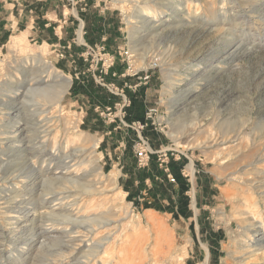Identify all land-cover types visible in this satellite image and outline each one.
<instances>
[{
    "label": "rangeland",
    "instance_id": "rangeland-1",
    "mask_svg": "<svg viewBox=\"0 0 264 264\" xmlns=\"http://www.w3.org/2000/svg\"><path fill=\"white\" fill-rule=\"evenodd\" d=\"M188 1L184 5L200 15L186 21L178 9L182 0H0V148L7 145L5 131L11 117L7 113L23 106L22 116L27 117L26 106L17 105L22 100L13 98V91L20 92L19 98L30 83L39 85L42 76L48 84L61 80L39 59L43 54L45 61L71 79L56 114L58 165L67 162L90 190L83 192L68 184L65 201L73 202L56 211L68 208L75 216L102 214L118 220L93 234L86 232L87 244L110 229L126 231L113 249L107 246L98 258L129 256L136 239L144 237L147 264H154V257L158 264H202L207 253L209 264H264V0ZM221 6L229 14H219ZM143 9L155 12L157 21L141 18ZM33 18L37 28L47 19L55 27L64 22L61 38L57 39L53 27H45V34L21 33L25 22L31 27ZM10 25L15 26L14 32L7 30ZM84 31L91 40L106 35L102 41L117 56L129 49L136 69L148 68L153 59L158 62L147 84L126 87L124 93L131 99L134 117L145 119L150 108L158 109L141 134L157 150L156 160L165 151L174 153L176 160L184 159L176 178L159 165L167 176L156 173V186L152 180L142 183L140 175L155 170L153 165L148 169L153 156L148 166L140 167L134 154L140 133L133 130L134 148L130 142L123 148L118 143L121 132L132 129L119 127L118 111L102 107L122 100V63L119 60L111 77H106L107 85L99 83L78 58ZM15 39L20 45L12 44ZM36 76V82L29 81ZM10 96L12 103L3 102ZM114 126L118 128L113 130ZM44 174L43 169L32 172L38 177L33 202L42 203L51 185L42 180ZM180 176L188 182L187 204L179 197ZM15 214L0 206V264H77L82 260L88 245L57 258V250L68 239L65 224H60L61 238L53 239L43 230L41 218L18 225L14 218H6ZM156 229H165L174 244L157 240ZM21 247L26 248L19 257Z\"/></svg>",
    "mask_w": 264,
    "mask_h": 264
},
{
    "label": "bare ground",
    "instance_id": "bare-ground-1",
    "mask_svg": "<svg viewBox=\"0 0 264 264\" xmlns=\"http://www.w3.org/2000/svg\"><path fill=\"white\" fill-rule=\"evenodd\" d=\"M182 1L183 2L181 5H179L178 9L181 12V15L184 16V19L186 21L191 18H197L200 15L199 11L196 13H192L191 8L187 4L186 6L184 5V2L188 0ZM218 1L224 2V4H226L227 2L226 0ZM230 10L232 11L234 9ZM228 11V8L221 6L220 12L218 11V13H223L227 15L229 14ZM215 12L216 10L213 11V14H215ZM253 12L255 11L253 10ZM140 17L147 21H150L151 23L156 22L158 19L157 14L150 9L141 10ZM132 23L133 21L129 20V24L132 25ZM132 29L133 28L131 26V28L129 29L131 38L134 37L135 33L132 32ZM12 44L14 46H18L20 45V42L19 40L15 39L13 40ZM38 57L40 60L43 61V64L45 63L47 69H50V74L54 75L56 78L60 77L61 80L55 84H48V79L44 78L45 76H42L39 79L42 80L39 85H35L36 83H30V86L28 85L29 88H27L26 92L22 95V97L19 98L17 97L19 96L17 93L19 91H17L16 93L13 91L14 96L12 97L15 99L22 100L21 102H18L17 105H20V103H22L26 106L27 119L25 118V120L22 116V111L20 109L23 107L22 105V107L19 106L18 111H16L15 113H7V115H11V117L7 121L5 131V133L7 134V137L5 136L7 142L5 143L7 145L6 148H0V206L2 205V209H4L6 213L11 212L12 214L13 212L16 214L14 216H8L6 218H14L13 220H16L17 223H21L23 220L26 219L30 222H33L41 218L40 220H42L44 227L43 230H45L46 233H49V236L53 239L61 238L58 234V231L62 230L60 229V224H65L63 227L65 232H63L67 234L66 236L68 237V239L65 241L66 244L64 248H60L59 250L56 249L58 255L57 258L59 260L66 256V254L76 252L77 247L88 245L86 251L81 256L82 260H80L77 264H88L89 261L91 263V261L93 260L94 264H147V252L146 247L144 246V237L140 238L139 240L136 239L135 246L131 248L130 254H128L129 256L124 255V257H120V255H111V257L109 258L103 256H100L101 258H98L100 252H106L105 248L107 246L110 245L109 249H113L115 245L119 243L118 241L121 239V237L126 234L125 229H110V231L108 230L109 232H104V235L101 236V238L93 240L92 243H86L88 239H86V232H88V234H93L100 228L106 229L108 228V226H113L114 224H117L118 220H114L111 217H107L102 214L75 216L74 213L67 211L68 208L63 211L60 210L61 212L56 211V209L60 207L64 209V205H68L66 207H69L73 202L65 201L68 197V195L65 194L66 192H69L67 191V189H70L68 184L80 187L83 192H90V190L89 188H86L84 184H82L83 182L80 183L78 181L80 177H78L77 174L73 173V171L70 169V166L67 165V162L62 161L64 162V165L61 166L63 163L60 166L58 165V159L60 157L61 151L58 147L57 134L55 130V125L58 121V115L56 114L59 112V106L62 103L63 97L66 94L69 86L71 85V79L63 71L59 70L53 64L49 63V61H45L43 54ZM44 72L47 71L44 70ZM37 76L33 78H38ZM32 79L28 80L30 82L37 81V79ZM42 83H44V85H42ZM7 93H9V91ZM12 97L10 96L8 100H3V102L7 104L12 103ZM14 101L16 102V100ZM65 155H67L66 151ZM10 164H17L18 168H15L13 165L9 169H6V167ZM39 169L46 170L47 172L46 175L44 174L45 178H42V180L47 183H51L48 190H46L44 193L42 192V203L33 202L34 200L32 197L34 191H36L35 188L37 185L38 177L34 178L31 175L34 170L37 171ZM59 181H61V185L58 187L56 184ZM60 187H62L61 191L58 190ZM8 193L10 196L8 195ZM11 201L12 206H10ZM27 206L31 207L28 212H24ZM70 208H73V205ZM29 214H32L31 218L26 217ZM151 223H153V221ZM261 225L263 224L261 223ZM132 226L133 225H131V227ZM134 229L135 228H133V230ZM156 233H158L157 240L163 239L166 244H174L172 237L170 236L168 238V236H166L165 229H162L161 232L160 229H156ZM262 233L264 235V228ZM75 234L77 236H74ZM25 248L26 247H21L19 249V257L24 254ZM205 248L208 250L206 245ZM154 260V264H158L155 257ZM208 260L209 253H207V256L202 264H209ZM16 264H19V262H17Z\"/></svg>",
    "mask_w": 264,
    "mask_h": 264
},
{
    "label": "built area",
    "instance_id": "built-area-1",
    "mask_svg": "<svg viewBox=\"0 0 264 264\" xmlns=\"http://www.w3.org/2000/svg\"><path fill=\"white\" fill-rule=\"evenodd\" d=\"M85 50L81 54L82 59L87 64V70L89 72H93L94 78L101 84L107 85L106 77L112 73V69L116 66V63L120 60L123 68L119 73L125 79L123 83L124 86L121 89V97L122 100L120 102L115 103L114 106L108 105L105 107V111H111L115 109L118 111L117 116H120L119 127L131 128L132 130H137L140 134L135 143V152L137 157V164L140 167H145L149 165L150 159L153 155H156L157 150H154L150 145L149 139L144 137L141 134V131L149 126L150 119L153 118V114L157 111V108H150L148 112H146L145 119L143 120H133L127 121L128 109L131 106V99L127 97L124 93V88L129 87L132 89L137 88L138 86H142L147 84L152 77V69L159 67L158 62L153 59L148 68L145 69H136L133 65V57L131 56V52L129 49H125L120 53V56H117L116 53L112 52L108 49L104 42L96 43V44H87L84 43ZM61 56H64L62 53ZM116 75V73H114ZM133 77L137 80L136 83H131L128 78ZM115 120V119H113ZM174 156V153L171 155L168 154L167 151L161 152L157 155V160L159 162L160 167L163 170L169 172V161L171 157ZM170 177V172L168 173Z\"/></svg>",
    "mask_w": 264,
    "mask_h": 264
},
{
    "label": "crops",
    "instance_id": "crops-1",
    "mask_svg": "<svg viewBox=\"0 0 264 264\" xmlns=\"http://www.w3.org/2000/svg\"><path fill=\"white\" fill-rule=\"evenodd\" d=\"M37 1H47V0H37ZM19 21H20V19H18V21L16 22V26L18 25V23H19ZM25 27H23L22 29H20V32L21 33H23V32H27V31H34V30H36V31H38V33H41V34H45V32H46V29H45V27H53L54 28V33L56 34V37H57V39L59 38H61V36L62 35H60L61 33H62V28L64 27V22L62 23V25H58V27H55V26H52V22L49 20V19H47V21L43 24H41L38 28L35 26V18H33L32 19V25H31V27L29 26V22L27 21V22H25ZM22 26H24V25H22ZM5 28H8L7 26H5ZM9 32H14L15 31V26L14 25H10V27H9V29H7ZM30 34V33H29ZM83 35H84V39H85V43H87V44H96V43H100V42H103L102 40H107V36L106 35H103L102 37H101V39L100 40H91V37H89V33L87 32V31H84L83 32ZM45 37V35H42V37L41 38H43V40L45 39L44 38ZM48 39V38H47ZM78 44V43H77ZM85 50V46H84V43H83V46L80 48V53H78V58H79V60L81 61V63L83 64V67L84 68H87V64L85 63V61L82 59V57H81V54L83 53V51ZM113 52V51H112ZM75 61V60H74ZM74 61H72V62H74ZM115 68V67H114ZM113 68V69H114ZM122 68H123V65H122V67H120V72L122 71ZM112 69V70H113ZM109 77H111L110 75H109ZM107 78H108V76H107ZM128 80L130 81V82H132V80L133 79H131V77H129L128 78ZM133 81H135V78H134V80ZM125 82V79H123V83ZM113 103V102H112ZM109 104H111V103H108V104H106V105H102V107L104 108V107H107ZM97 106H100V105H97ZM96 109V108H95ZM132 111V107H130L129 109H128V116H129V119L130 120H143V116H137V117H134V115H133V113L131 112ZM118 127L117 126H114L112 129L113 130H115V129H117ZM110 132H111V130H110ZM134 131L133 130H123L122 132H121V134H123L122 136H121V140H119L118 141V143H119V145H121V146H123V148H126V145H127V142H130L131 144H132V147L134 148V141H135V139H134ZM120 147V146H119ZM134 154H135V157H136V152H135V149H134ZM136 162H137V157H136ZM152 165H155V166H159V164H158V162H157V160H156V158H155V156H153V158H152V161H151V164H150V167L148 168V169H150L151 168V166ZM171 174V173H170ZM171 176H172V178H173V175L171 174ZM158 178V176L156 175V179ZM151 181V179L149 178V177H147L146 179H145V182H150ZM153 182V181H152ZM142 183H144V182H142Z\"/></svg>",
    "mask_w": 264,
    "mask_h": 264
},
{
    "label": "trees",
    "instance_id": "trees-1",
    "mask_svg": "<svg viewBox=\"0 0 264 264\" xmlns=\"http://www.w3.org/2000/svg\"><path fill=\"white\" fill-rule=\"evenodd\" d=\"M185 165V161L184 159H180V160H176L175 158H171L170 159V162H169V172L173 175L174 178L177 177L178 174H181V168L182 166ZM155 170L151 173H149L148 175H146L144 172L140 175L141 176V179H142V182H145V179L147 177H149L154 183H155V186L157 185L156 183V173L160 172L162 175L164 173V176L166 175L167 176V173H165L162 169H159L157 166L153 165ZM181 177V176H180ZM184 179V180H183ZM181 177V190H180V198L182 201H184L185 204H187V197L184 195L185 191H187V188L186 186L188 187V182L185 181V178ZM155 191V190H153Z\"/></svg>",
    "mask_w": 264,
    "mask_h": 264
}]
</instances>
